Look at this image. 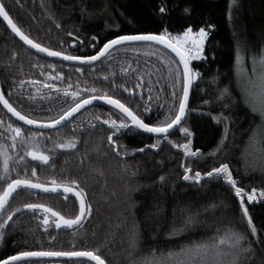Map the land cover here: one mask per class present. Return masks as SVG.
Instances as JSON below:
<instances>
[{
	"label": "trees",
	"instance_id": "trees-1",
	"mask_svg": "<svg viewBox=\"0 0 264 264\" xmlns=\"http://www.w3.org/2000/svg\"><path fill=\"white\" fill-rule=\"evenodd\" d=\"M0 2L31 39L72 55L90 56L88 54L98 51L116 35L158 34L164 28L175 35L189 25L193 29L214 25L206 40L207 58L190 61L191 67L198 70L202 78L193 82L187 116L182 125L193 133L192 147L201 150L198 157L186 158L182 149L163 140L156 149L146 147L155 143L157 136L140 130H134L138 132L135 135L115 134L117 145H111L109 126L103 124L102 119H94L96 115L107 118L109 114L119 118L120 113L106 105L87 108L63 126L51 130L25 126L0 105V145L5 146L11 157L10 164L15 167V171L7 174L9 179L17 178V173L31 177L32 168L36 167L38 179H33L37 182L51 184L55 179L57 183L71 186L72 180L77 181V189H84L82 195L86 206L90 205L84 220L70 230L57 228L55 217L50 213L45 223L42 209L13 212L9 223L0 229V260L19 251H95L106 264H143L153 250L157 254H166L178 252L192 242L210 243L218 229L223 232L232 227L247 233L245 243L252 245L251 251L242 254V257L249 258L242 259V264H264V198L249 202L244 196L257 228V234L252 236L247 220L242 216L239 199L222 178L218 181L204 178L202 184L184 181L181 167L190 164L194 175L197 169L208 171L226 162L246 192L253 187L264 188L259 153L249 149L247 161L242 156L248 137L261 123V118L243 103L233 69L238 44L246 56L249 71L251 58L255 56L258 63L264 54V0ZM161 5L167 9L164 13L159 11ZM94 36L98 39L94 40ZM130 48L140 51H131ZM153 52L155 55L151 54ZM172 59L177 61L159 45L149 48L144 43H135L112 49L92 65L68 64L29 50L0 20L2 93L18 111L42 121L56 118L67 110L73 100L72 91H80L84 96L88 94L85 89L96 88L95 95L106 92L141 114L145 122L156 124L165 118L173 104L178 106V97L182 94V84L174 89L171 86L174 81L166 75L165 61ZM122 67L128 69L127 73L121 71ZM214 75L217 77L215 82L211 79ZM121 85L132 92L125 91ZM226 85L232 96L217 102L220 89ZM174 91L177 94L175 100ZM204 101L210 103L204 104ZM225 105L230 107L223 111V115L230 120H213L212 116L221 114ZM145 107L148 112L144 111ZM10 123L21 126L25 137L29 131L41 132L39 147L49 155L50 162L42 164L26 157V166L16 164L28 145L17 140L16 147H12L8 131ZM225 135L226 143L220 154L213 157L212 150ZM72 137L76 138L75 148L56 147ZM186 139L180 128L169 136V140L177 144ZM142 148L144 151H139ZM5 183L0 180V190ZM25 203L45 204L67 218L75 217L79 211L78 201L73 196L18 190L0 213V221L7 218V212L12 208ZM213 204L216 206L209 207ZM189 212L198 214L195 223L178 234H171L173 228H181ZM51 263L93 264L84 259H38L15 264Z\"/></svg>",
	"mask_w": 264,
	"mask_h": 264
},
{
	"label": "snow or ice",
	"instance_id": "snow-or-ice-1",
	"mask_svg": "<svg viewBox=\"0 0 264 264\" xmlns=\"http://www.w3.org/2000/svg\"><path fill=\"white\" fill-rule=\"evenodd\" d=\"M159 11L164 13L167 11L164 5H161ZM189 11V9H185ZM0 17L7 22L8 27L13 33L16 34L25 44L31 45V47L47 53L49 56L63 57L65 61H81V62H91L96 61L98 58L105 56L109 53V49H113L114 46L124 45V44H135L137 42H143L149 48L156 45H164L167 49H170L172 53H175V57H178V62L175 59L166 60L167 73L166 75L171 78L174 82L171 86L175 89L182 84V94L178 97V106L173 104L168 110L165 118L156 124L147 123L145 119L142 118L141 114L135 112L131 107L127 106L125 103L121 102L120 99L114 98L112 95L106 92L101 95H95L97 92L96 88L85 89L87 95L82 96L80 91H72L70 93L73 98L70 106L67 110L63 111L61 115L56 118H50L48 120L42 121L37 118H31L27 114H23L18 111L4 95L0 93V104L3 106L20 121H23L26 125H36L43 126L45 128H52L54 126H60L63 121L71 117L73 113L78 112V110L84 108L86 105L91 104L94 100H100L106 102L108 105L113 106L115 109L119 110V118H113L111 114L107 118H103L100 115L94 117L95 120H101L103 124L108 125V141L111 145L116 146L117 140L114 138L115 134L125 135V134H138L134 130H143L145 133L156 134V142L148 145L156 149L160 146L161 141H167L172 144L174 148L182 149L184 156L188 157H198L201 155V150L199 148L192 147V137L193 133L187 127H183V121L187 116L188 103H189V92L190 87L193 82L198 78H202V74L198 70H194L190 66V61L206 59L205 48L206 40L210 36V29L214 27L212 24H208L206 27L201 26L194 30L191 25L186 27L182 32L178 34H171L167 28H164L158 34L155 32H140L134 34H122L116 35L112 39H108L102 47H99V51L95 52V55L83 56V55H72L65 51H54L51 48L45 47L42 44L35 42L30 39L27 34H25L22 29L13 21V18L9 15L6 10L5 4L0 2ZM69 35H72L69 33ZM93 39H98V37H93ZM131 51H140L138 48H130ZM155 55V53H151ZM15 56L16 53H13ZM214 55V54H213ZM111 58V57H109ZM252 68L251 71L246 66V56L242 54V49L237 45L235 56H234V76L236 79L237 87L240 90L241 99L246 107L250 108L251 112L254 114H259L261 118V123L257 125L251 132L246 142V146L242 152V156L247 161V156L249 155V149L259 153L260 170L264 172V54L259 57L260 71H257V58L253 56L251 58ZM175 65V67H173ZM182 66V72H181ZM51 67V65H50ZM79 71V69H77ZM122 72L127 73L128 69L121 68ZM59 76V74H57ZM107 79V77H105ZM213 82L217 80L214 75L212 78ZM115 86V85H113ZM55 87V85H53ZM120 87L124 88V85ZM139 87V85H137ZM127 92H132V89L124 88ZM68 93L66 92V95ZM173 99L177 98V94L174 91L172 93ZM232 96L229 86H225L220 89V95L217 98V102H221L223 99H229ZM204 104L210 103V101H204ZM230 105H225L221 114L213 115L212 119L216 121L230 120V117L224 116L223 111H226ZM148 107H145L144 111L148 112ZM91 124L92 122L89 121ZM174 126L180 128V132L183 133L187 139L184 143H175L169 140L172 131H174ZM114 130V131H113ZM8 131L10 133L9 139L12 140V147H16V141L19 140L22 144L27 143L25 148V154L19 157L16 164H27L26 157H31L33 161H40L42 164H47L50 162L49 155L44 151L40 150L39 138L42 136L41 132L29 131L27 137L24 135V129L21 126L15 124H8ZM227 133V127H226ZM226 143V135L222 137L220 143L215 149L212 150L211 155L213 157L220 154V149ZM59 149H73L76 147V138L72 137L70 140H65L62 143L56 145ZM133 151H136L133 149ZM139 151H144L140 149ZM123 154V153H122ZM11 157L6 151L5 146L0 145V180L6 181L2 190H0V211L6 209L9 204L10 197L17 193L21 188L27 189H40L44 192H57V190L63 187L65 193L75 192L77 199L80 201L79 213L73 218H66L61 215L60 212L54 211L53 208L45 204H34L25 203L21 207L23 209L35 210L42 209L45 213V223L48 220V213L52 216L58 217L56 220V226L59 228L61 224L71 228L76 225L83 217V214L90 211V205L85 204L84 196L82 195L84 189L80 188L76 190L78 185L77 181L72 180L69 187L67 183L60 184L57 183L55 179L51 180L49 183L36 182L33 178H37L36 167L32 168L31 177L21 175L17 173V178L9 179L8 173L10 171H15V167L10 164ZM183 168V180L193 181L196 183H203L204 178L208 181L216 179L217 181L221 178L223 181L229 185L234 191L235 197L239 199V207L242 216L247 220L248 229L251 231L252 236L257 234V228L255 227L253 220L249 215L248 208L246 207L244 196H247L249 202L255 201L259 198H264V188L257 189L253 187L251 191L246 192L245 188L239 186V180L233 175L230 165L228 163H220L218 166L211 167L208 171L195 170V174H191V165L182 164ZM247 169V164L245 165ZM26 171V167H25ZM160 180L163 181L164 177L161 176ZM216 205H209V207H215ZM19 208H12L11 211L7 212V218L0 221V229H4L5 225L9 223L12 218L13 212H19ZM198 214L189 212L185 217L181 228H173V235L178 234L179 231H183L188 225L195 223V217ZM2 236V232H0ZM248 240L247 233L241 232L232 227H227L225 231L220 232L218 229L214 234L212 241L209 242H192L185 245L179 249L178 252L169 251L166 254L161 252L156 253L155 250L145 257L143 264H242V259H249L246 255L242 257V254H246L252 250L251 243H245ZM133 245H135V239H133ZM90 257L91 260L95 261L96 264H106L105 260L98 255L95 251H19L14 255L8 256L6 259L0 260V264H11L14 261H21L23 258L30 257Z\"/></svg>",
	"mask_w": 264,
	"mask_h": 264
},
{
	"label": "water",
	"instance_id": "water-1",
	"mask_svg": "<svg viewBox=\"0 0 264 264\" xmlns=\"http://www.w3.org/2000/svg\"><path fill=\"white\" fill-rule=\"evenodd\" d=\"M0 20L3 22V24L7 27V29L11 32V33H13L12 31H11V29L8 27V25H7V22L6 21H4L3 20V18L2 17H0ZM15 36H16V34L15 33H13ZM17 38H18V40L19 41H21L29 50H31V51H33V52H35V53H37V54H39V55H41V56H44V57H49V58H52V59H57V60H60V61H64V62H66V63H68V64H78V65H92V64H94V63H96V62H98V61H100L104 56H102V57H100V58H98L96 61H91V62H81V61H65L64 59H63V57H55V56H49L47 53H45V52H41V51H39V50H37V49H35V48H33V47H31V45H28V44H25L18 36H16ZM30 38V37H29ZM31 39V38H30ZM33 40V39H32ZM36 42V41H35ZM137 43H143V42H137ZM127 44V43H126ZM126 44H124V45H126ZM103 46V45H102ZM101 46V47H102ZM118 46H121V45H117V46H114V48H116V47H118ZM159 46H161L162 48H164L165 50H167L168 52H170L174 57H175V53H172L171 52V50L170 49H167L164 45H159ZM113 48V49H114ZM53 50V49H52ZM112 49H109V52L111 51ZM54 51H57V50H54ZM99 51V50H98ZM93 55H95V53L93 54ZM91 56V55H90ZM176 59H177V61H178V57H175ZM190 66H191V63H190ZM183 69H182V66H181V71H182ZM191 89H192V86L190 87V92H189V99H190V94H191ZM0 93H2V90H1V86H0ZM3 94V93H2ZM5 97V96H4ZM6 99V98H5ZM189 104V103H188ZM2 107H3V109L9 114V115H11L15 120H17L18 122H20L21 124H23V125H25V126H28V127H30V128H33V129H37V130H51V129H55V128H58V127H61V126H63L65 123H67L71 118H73L76 114H78L79 112H81L82 110H84L85 108H87L88 106H91V105H106V106H109V107H112V108H114L113 106H111V105H108L106 102H104V101H100V100H94L91 104H89V105H86L84 108H82V109H80V110H78V112H76V113H73V115L71 116V117H69V118H67V120L66 121H63L62 123H61V125L60 126H54V127H52V128H45V127H43V126H36V125H33V126H30V125H26V124H24V122L23 121H20L17 117H15V116H13L4 106H3V104H0ZM115 109V108H114ZM116 111H118L119 112V110H117V109H115ZM185 120V119H184ZM184 122V121H183ZM179 127L178 126H174V131H176L177 129H178ZM140 131H142L143 132V130H140ZM174 131H172V132H174ZM143 133H145V132H143ZM145 134H147V135H152V136H156V134H150V133H145ZM50 158V157H49ZM29 159L31 160V161H33L32 160V158L31 157H29ZM37 182V181H36ZM69 186V185H68ZM69 187H72V186H69ZM19 190H29V191H32V192H35V193H41V194H45V193H49V194H51V193H59V194H64V195H68V196H74L76 199H77V197H76V194H75V192H71V193H65L64 191H63V187H61V188H59L58 190H57V192H51V191H49V192H44L43 190H40V189H27V188H21V189H19ZM77 191H78V189H76ZM14 195V194H13ZM13 195L10 197V200H9V202L11 201V199H12V197H13ZM77 201H78V203H79V208H80V201L77 199ZM85 204H86V202H85ZM19 209H20V211L19 212H21V211H24V210H28V209H23L22 207H19ZM54 210V209H53ZM54 211H56V210H54ZM2 211H0V213H1ZM19 212H15V213H19ZM78 213H79V211H78ZM51 214V213H50ZM62 215V214H61ZM85 215H86V212L83 214V217H82V219L76 224V225H73L71 228H69V227H67V226H65V225H63V224H61V226L59 227V229H62V230H70V229H73V228H75V227H77L83 220H84V218H85ZM67 218V217H66ZM58 219V217H55V225H56V220ZM57 227V226H56ZM6 259V258H5ZM38 259H46V260H64V259H66V260H72V259H84V260H88V261H90V262H92L93 264H96V262L95 261H93V260H91V258L90 257H67V256H58V257H30V258H23L21 261H14V262H11V264H15V263H17V262H22V261H27V260H38Z\"/></svg>",
	"mask_w": 264,
	"mask_h": 264
},
{
	"label": "flooded vegetation",
	"instance_id": "flooded-vegetation-1",
	"mask_svg": "<svg viewBox=\"0 0 264 264\" xmlns=\"http://www.w3.org/2000/svg\"><path fill=\"white\" fill-rule=\"evenodd\" d=\"M96 51H94L93 53H91V54H88V55H93L94 53H95ZM90 107H97V105H91V106H88L87 108H90ZM87 108H85V109H87ZM84 109V110H85ZM83 111V110H82ZM80 113V112H79ZM77 115V114H76ZM72 186V185H71ZM74 197V196H73ZM75 198V197H74ZM76 199V198H75ZM77 200V199H76ZM79 204V203H78Z\"/></svg>",
	"mask_w": 264,
	"mask_h": 264
},
{
	"label": "rangeland",
	"instance_id": "rangeland-1",
	"mask_svg": "<svg viewBox=\"0 0 264 264\" xmlns=\"http://www.w3.org/2000/svg\"><path fill=\"white\" fill-rule=\"evenodd\" d=\"M194 30H196V29H194ZM256 68H257V71H260V64H259V62L257 63ZM51 264H54V263H51Z\"/></svg>",
	"mask_w": 264,
	"mask_h": 264
},
{
	"label": "bare ground",
	"instance_id": "bare-ground-1",
	"mask_svg": "<svg viewBox=\"0 0 264 264\" xmlns=\"http://www.w3.org/2000/svg\"><path fill=\"white\" fill-rule=\"evenodd\" d=\"M4 110V109H3ZM6 112V111H5ZM33 129V128H32Z\"/></svg>",
	"mask_w": 264,
	"mask_h": 264
}]
</instances>
